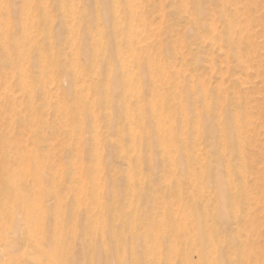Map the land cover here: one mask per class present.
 <instances>
[{
  "label": "bare ground",
  "instance_id": "1",
  "mask_svg": "<svg viewBox=\"0 0 264 264\" xmlns=\"http://www.w3.org/2000/svg\"><path fill=\"white\" fill-rule=\"evenodd\" d=\"M186 4L0 0V264H264L253 101L184 74L177 49L262 65L252 8ZM157 9L188 23H165L173 42L148 28Z\"/></svg>",
  "mask_w": 264,
  "mask_h": 264
},
{
  "label": "rangeland",
  "instance_id": "2",
  "mask_svg": "<svg viewBox=\"0 0 264 264\" xmlns=\"http://www.w3.org/2000/svg\"><path fill=\"white\" fill-rule=\"evenodd\" d=\"M173 1L177 2L178 4H181L182 5L181 8L184 7V9H185L186 8L185 6L189 7V5L186 3H189L190 0H187V1L184 0L183 2H182V0H180V1L179 0H166V2H167L166 8H168L169 7L168 4H170ZM183 3H185L186 5ZM244 3L246 5H249L252 8L251 14H248V16H247L246 14L241 12L242 14L240 13V15H239L240 19L239 20L241 22V20L243 18L244 19V20H242L243 24H245L247 21L246 25H247V29H249L248 32L250 35V37L248 35L249 41H251L252 44L257 43L254 46L256 47V49L258 48L257 49V55L260 56V58H261L260 63H262V65L258 66L260 68L257 67L254 59H250L247 61V66H246L247 69L245 68V66L237 65L234 61L227 59L225 56V53L222 52L218 47L216 48L214 46H209L208 44L206 45L205 53L200 54L202 57L199 58V60L197 59L196 55H188V52L186 50L181 49V46H177V49L179 48L178 50L181 51V54H183V58L186 60V62H188L190 64L189 70L185 71L184 74L190 73L191 75H195V77H197L196 81L202 80L201 82H203L205 84V86H207L208 88L214 89L218 85L219 87H221L225 90V93H227L228 97L230 99H232L233 101L243 100V102L245 104L249 103L250 100H251V102L253 101L251 104L249 103L247 105V108L249 107V111H251L250 114H251V116L254 115V117L252 118L249 116V120L251 118V120H250L251 122L249 121L248 123H246V126H248L247 128H249V131L252 129L251 127H253V130H252V132L250 131L249 135L252 136L251 133H253L254 138L256 137L255 141H254V144H256V146L253 145V147H252L253 153H256L258 151L259 147L260 148L264 147V108H263L264 107L263 106V104H264V70H262V68L264 67V31H263L264 30L263 29V27H264V0H255V1H252V0H245L244 1L243 0V4ZM253 3H255V4H253ZM213 6H214V4H211V5H209V8H207V9H211ZM253 6H255V7H253ZM237 7H239V5ZM256 11H257V13H256ZM159 16H160V13L158 12V9L153 13H149L148 22L151 23L152 26H150V24L148 23V25H149L148 28L150 29V31L152 29V32L154 35H159L160 38L165 37V39L167 41L173 42V40L176 39L177 36H175V38H174V36L172 37V35L167 34L165 32V30L163 29L165 26V23H167L168 25H171L172 28L174 27L175 30H179V34L182 33L183 30H185L188 27V23L182 19L178 20L176 17L169 19L167 17L163 18L162 16H160L161 17L160 18ZM244 16L248 17L249 19L247 18V20H246ZM164 21H167V22H164ZM208 21L209 22L211 21L212 23L214 22L211 13H210V16H208L205 20V22L207 24L209 23ZM249 23H250V25H249ZM209 24H211V23H209ZM214 25H216V24H214ZM256 25H258V26H256ZM217 27H218L217 30H220V25H217ZM191 42H192L191 44L199 43V40L195 41V42L194 41H191ZM201 45L204 46L205 44L202 42ZM192 47L195 51V48L197 46L195 47V45H191V48ZM210 57H211V59H210ZM251 60H252V62H251ZM173 63L172 64L175 65V62H173ZM249 63H251V64H249ZM243 67L246 69V71L244 70ZM255 70H256V72H255ZM238 81H239V83H238ZM234 88L236 89V91ZM248 98H249V101H248ZM258 100L260 102H258ZM255 103H256V105H255ZM259 103L262 105H260ZM252 106L254 107L253 109L255 111L251 109ZM255 106H260L259 108H261V109L257 110V107H255ZM255 112H257V113H255ZM252 113H254V114H252ZM258 113H259V116L255 115ZM255 117L257 118L258 121L255 120V123H254L253 120L255 119ZM258 117L260 119L262 117V119H261L262 121ZM259 120H260V122H262L261 124H259ZM253 123L256 125V127ZM255 133H256V136H255ZM259 144H261V145L259 146ZM262 145H263V147H262ZM252 163L253 164H251V165L254 166L255 168L258 165H259L258 168L260 167L259 169L263 168L262 167L263 165L261 163H259L258 159H256V156H255V158L254 157L252 158ZM255 163L257 164V166H255ZM251 179L252 178L247 179V180H249L251 182ZM253 209H255L256 215L259 214V215H257L258 217L260 216L259 218H261L262 217L261 215H263V217L261 219L260 228H259V232L262 235V234H264V221H262V220H264V214H263L261 208H260V210H261L260 213H257L260 211L259 208H256L255 206H253ZM261 235H259L258 237H254V239H255L256 244L258 243V246L262 247L261 249H263V250H261L260 247L258 248V246H256L257 250H261L264 252V239H263L264 236L262 235V237L260 238ZM256 239H258V240H256ZM7 263L8 264H36L35 262H33L31 260H27L26 258L22 257V255H13L12 257L8 258Z\"/></svg>",
  "mask_w": 264,
  "mask_h": 264
}]
</instances>
